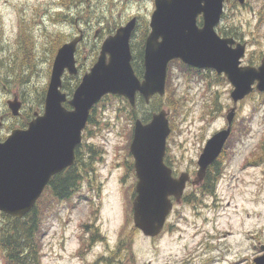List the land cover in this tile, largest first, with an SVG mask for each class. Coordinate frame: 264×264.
I'll use <instances>...</instances> for the list:
<instances>
[{
  "label": "rangeland",
  "instance_id": "rangeland-1",
  "mask_svg": "<svg viewBox=\"0 0 264 264\" xmlns=\"http://www.w3.org/2000/svg\"><path fill=\"white\" fill-rule=\"evenodd\" d=\"M86 1L71 8L67 18L64 15L74 0H0V63L14 60L19 43H24L23 32L37 60L34 70L28 72V84L19 77L28 74L27 68L8 69L10 78L1 66L0 141L25 122L10 115L8 100L18 95L23 113L42 101L55 51L77 33L78 14L91 20L104 16L117 19L119 11H126L124 16L139 12L146 18L154 7L151 1L117 0V8L105 0ZM221 24L233 28L248 43L245 63H259L264 57V0H245L244 5L230 0ZM94 32L87 41L88 59L82 75L96 62L106 38H95ZM19 54L22 61L27 59L24 53ZM82 75L75 81L80 82ZM232 90L222 76L194 74L177 62L169 67L166 94L160 101L171 127L166 157L177 176L189 172L195 178L207 141L227 127L225 115L233 107ZM120 100L100 103L95 123L84 132V158H89L88 146L95 155L80 174L82 182L76 193L69 200H57L46 193L41 201L39 264H116L125 259L135 264H183L190 256V264H252L264 245V99L254 92L238 104L234 133L219 160L222 175L215 192L203 194L200 187L190 184L185 192L189 199L175 204L163 233L154 239L144 237L133 226L132 196L137 182L130 168L133 121ZM1 221L0 217V232ZM87 225L97 226L105 237L91 251L85 247ZM78 237L83 238L81 248ZM5 262L0 252V264Z\"/></svg>",
  "mask_w": 264,
  "mask_h": 264
},
{
  "label": "water",
  "instance_id": "water-1",
  "mask_svg": "<svg viewBox=\"0 0 264 264\" xmlns=\"http://www.w3.org/2000/svg\"><path fill=\"white\" fill-rule=\"evenodd\" d=\"M227 1L155 0L151 33L145 42L143 78L137 76L132 65L133 19L104 40L96 63L83 76L69 101L62 92V77L66 69L71 75L78 72L74 54L79 40L60 48L51 71L44 113H35L27 128L14 129L0 141V212L17 219L25 217L51 179L75 164L76 149L91 111L105 96L124 97L133 108L138 94L146 104L156 95L164 96L168 66L174 60L198 69L215 70L233 86L234 106L226 114L227 127L207 141L199 157L193 184H200L231 135L237 104L255 89L264 93V60L259 67L243 66L246 44L233 47L234 39L222 38L216 31ZM199 16L203 17L202 27L197 24ZM66 102L71 109L64 106ZM7 104L13 116H19L22 102L18 96ZM170 133L165 109L154 113L147 123L135 121L129 147L137 177L133 220L146 237L153 238L162 232L173 209L172 198L179 202L190 181L188 172L174 177L165 162ZM261 250L264 251V245ZM253 263L264 264V253Z\"/></svg>",
  "mask_w": 264,
  "mask_h": 264
},
{
  "label": "trees",
  "instance_id": "trees-1",
  "mask_svg": "<svg viewBox=\"0 0 264 264\" xmlns=\"http://www.w3.org/2000/svg\"><path fill=\"white\" fill-rule=\"evenodd\" d=\"M218 32L221 35H228L230 32H235L233 28L228 27H220L218 28ZM27 33V32H26ZM24 36L23 40L24 43L20 44L15 52L16 58L14 57L13 61L11 63H5L2 61L0 63V69L1 66L5 67V73L6 76L11 77L9 71H13V69H16L20 66H22V70L27 68V73L32 72L31 69L34 70V60L36 59L34 57V52L32 50V45L28 44L29 38H27V34L21 33ZM133 42L131 43V48L133 52V67L139 77H142L144 72V44L146 36H140V37H133ZM24 48H23V46ZM24 53L25 55V61L30 60L28 63L25 61H22V56L20 57V53ZM33 56V57H32ZM260 59V58H259ZM3 60V59H2ZM181 65V67H184L188 69L185 65H183L180 62H177ZM8 69H10L8 71ZM189 70V69H188ZM15 71V70H14ZM193 72V70H191ZM21 79V82H27V84L30 82V73L23 74L19 76ZM77 79V77H74ZM217 78H219L217 76ZM75 79V80H76ZM70 81L67 80L64 83V89L66 92L72 94L73 90L75 89L78 81ZM45 95H46V88L43 89V96L42 101L37 104V108L41 109L42 106H44L45 102ZM262 99H264V94H259ZM113 99L122 100L123 105H127L129 109V113L132 116V121L134 123L135 119L140 117L144 123H147L151 120L153 113L160 111L163 107L161 104L160 97L156 96L152 99V101L146 105L145 100L138 96L137 98V107L134 109L131 107L129 102L118 96H107L105 97L100 103L107 104L108 101H112ZM120 100V101H121ZM121 101V102H122ZM156 101V102H155ZM100 103L93 109L92 114L90 116L88 125L91 126L95 123L94 118L97 114V108L100 105ZM105 107V106H104ZM37 108H30L29 111L24 112L21 116V120L25 121L24 123H21V127H26L30 120L33 118L34 111H36ZM120 109V108H119ZM123 111L122 109H120ZM144 110V112H143ZM133 133V129H132ZM234 133V132H233ZM89 134V131H88ZM132 138V134H131ZM86 143H84L83 147ZM229 145V142L227 146ZM89 147V158H87L86 163L83 161V156L81 155L80 149H77V162L76 164L67 169L66 171L55 175L51 181L49 186L46 188L43 196L38 200L36 206L29 212L25 217L21 219H17L8 215H5L3 213H0V217L2 218L1 221V232H0V252L3 254V257L6 259L5 264H39V261H37L38 254L40 252V246H39V234H40V228H41V220L43 217V209H41V201L46 197V193L51 195L53 198H56L57 200H69L72 193L74 192V189L76 187V183L79 179V175L84 172L86 166H89V160L92 158V155H95V151H93L92 146ZM130 157L132 158V155L130 154ZM167 165L171 166L168 159L166 158ZM82 166V169L80 167ZM130 168H133V159L132 163H130ZM222 175V169L220 167V161L218 160L215 164H213L210 169L207 172L206 178L201 185L200 189L203 192V194H212L215 192L216 184L219 180V178ZM192 195L191 197H193ZM190 197V198H191ZM189 199V198H187ZM136 231H138L136 229Z\"/></svg>",
  "mask_w": 264,
  "mask_h": 264
},
{
  "label": "flooded vegetation",
  "instance_id": "flooded-vegetation-1",
  "mask_svg": "<svg viewBox=\"0 0 264 264\" xmlns=\"http://www.w3.org/2000/svg\"><path fill=\"white\" fill-rule=\"evenodd\" d=\"M88 1H90V0H88ZM106 1L109 3V5L111 4L112 6H114L116 8L118 7L115 4V2L117 0H105V2ZM126 1H130V2L133 1L135 3L151 1L153 3L154 7H153V9L151 8V10L149 12V15H147L146 18H144L142 15H140L139 12H138V14H133V15L128 14V15L124 16V13H126V11H124V12L123 11H119V13H118L119 18H117V19H114L113 16H111V18L104 16L103 19H102V17H100V18H93L91 20L86 15L82 16V15L78 14L79 15L78 19L76 20V23L74 25L75 28H76L77 33L75 34V36L70 37L71 39L68 41V42H71L75 38H78V40H79L77 45H76V51H75V60H76V66L78 68V75H80L82 73V70L84 69V66L87 64L86 62H87L88 56H86L85 54L88 51V47L86 45H89V44H87V41L89 39L90 34L93 32V30H95V32H94V37L95 38H98V37H100V38L101 37H106L107 38V37H110V36L114 35L118 31L119 28L125 26L130 20L135 19V31H134L135 35L137 34V32H142V36H148L150 34V22H151V17H152L153 11L155 9V0H126ZM85 2H87V1L86 0H74V2L70 4V5H73V6L69 7L68 13L66 12V14L64 16H66L68 18V15H71V12H70L71 8H73L76 5L80 6V5L84 4ZM100 2L101 1H99V3ZM78 6H77V8H78ZM87 9H88V7L86 8L85 12H87ZM59 12H62V11H59ZM94 12H97V8H96V10ZM64 22L66 24H70L66 20ZM199 26H202V16L199 17ZM220 27H223V26H220ZM223 36L224 37L234 38L235 41H236V43L233 44L234 47L236 46L237 43H246L247 47H248V43L245 40L241 39L239 36H237L235 32H230V34L223 35ZM68 42H66V41L62 42L57 47V49L55 51V54H56V52H58V49L62 45H64L65 43H68ZM86 49H87V51H86ZM248 55L249 54L247 52L246 53V59L248 58ZM249 62L255 63L254 61H249ZM193 71L196 74H199V75H203V74L207 75L208 74L207 75L208 77H210V75H212V76L215 75V73L213 71H209V70L193 69ZM74 77L75 76L70 75L68 72H65V74L63 75L64 83L67 80L74 81L76 79ZM23 107H24V105H23ZM0 119L2 120L3 117H0ZM80 148L79 149H80L81 155L83 156V161H85L86 160L84 158L85 147H83V142L81 143ZM76 152H77V150H76ZM76 158H77V154H76ZM80 169H82V166L80 167ZM82 177L83 176H81V178ZM79 179H80V175H79ZM79 179H78L79 183L77 181L76 187H75L73 193H76L78 188L81 186L82 179H80V180ZM197 187H200V186H197ZM200 193H203V192L201 191ZM185 201H186V198L183 197L182 200H181V203H183ZM84 228L86 230H88L87 232H88V236H89V237L85 238V240L88 242V244L85 247L89 248V250L91 251V250L94 249L93 248L94 245L95 244L97 245L98 241H102L104 239V236L100 234V232H99L100 229L97 228V226H91L90 227L89 225H87ZM78 238H79V242H80L79 248H81L83 246V244H82L83 243V238H82V241H81L80 237H78ZM117 253H119V252L117 251ZM191 257L192 256H190L189 259H185V260L183 259V264H190V262L192 261ZM122 263L135 264V263H132L131 260H130V262H128V259H125ZM116 264H121V262H117Z\"/></svg>",
  "mask_w": 264,
  "mask_h": 264
}]
</instances>
